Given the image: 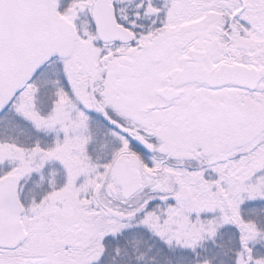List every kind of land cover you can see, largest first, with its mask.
<instances>
[{
	"label": "snow or ice",
	"instance_id": "1",
	"mask_svg": "<svg viewBox=\"0 0 264 264\" xmlns=\"http://www.w3.org/2000/svg\"><path fill=\"white\" fill-rule=\"evenodd\" d=\"M0 264H264V0H0Z\"/></svg>",
	"mask_w": 264,
	"mask_h": 264
}]
</instances>
